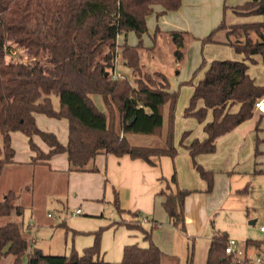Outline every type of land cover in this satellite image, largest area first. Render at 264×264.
<instances>
[{
    "label": "trees",
    "instance_id": "obj_1",
    "mask_svg": "<svg viewBox=\"0 0 264 264\" xmlns=\"http://www.w3.org/2000/svg\"><path fill=\"white\" fill-rule=\"evenodd\" d=\"M182 3L183 0H0V176L13 159L11 132L18 130L30 137L31 147L37 153L34 163L47 161L59 153H67L76 170H87L100 153L128 154L152 164L154 156L174 159L178 154L174 138L178 93L170 89L166 75L154 70L142 72V77L134 79L126 72L114 78L113 71L120 52L123 57L120 68L141 72L146 66L142 63L141 51L145 48L142 37L148 31V17L157 6L163 8L160 13L163 14L178 11ZM243 8L264 16V0H253ZM227 28L229 37L238 31L239 36L245 37L244 41L241 38L229 41L238 53H244L248 59L260 54L264 60V21L231 27L223 22L205 39L212 41L217 30ZM131 31L139 38L137 45L127 41L117 43L119 35ZM251 32L257 34L256 39ZM161 35L157 27L154 45L146 48L149 55L156 51ZM169 36L176 45V60H183L189 32L173 31ZM13 45L24 49L33 60L8 59V50ZM248 68L246 60H214L195 86L185 109L186 117H196L201 123L205 122L208 111H213V120L204 125L208 134L205 140L195 139L186 146L184 140L189 134L186 132L181 142L207 181L208 192L213 190L215 173L198 164L196 156L214 153L218 138L252 118L257 101L264 98V85L256 84ZM151 73L161 80L152 79ZM96 95L101 96L104 109L96 102ZM201 100L204 104L198 107ZM236 104L240 108L232 112L231 107ZM166 106L169 120L164 130ZM117 112L123 135L110 120ZM36 113L67 118L70 122L68 144H62L55 133L41 130ZM134 133L164 136V144L159 147L133 145L128 135ZM34 135H39L51 147L50 152L45 153L36 145ZM172 182L178 183L176 172ZM191 192L177 187L176 192L167 194L164 203L170 222L184 234H187L185 200ZM17 197L11 190L0 200V218L23 214L24 208L17 203ZM118 201L116 197L119 208ZM128 226L136 228L129 223ZM153 229L142 228L149 246L126 245L122 261L112 263L95 258L100 253L102 229L97 233L95 244L83 254L73 249L70 255H52L39 250L30 253V242L21 226L14 221H0V261L12 255L11 264H179L178 257L166 254L153 242ZM228 240L227 233L216 231L207 264H232L225 252ZM250 245L260 248L262 242L249 240L247 246ZM192 260L193 251L188 264Z\"/></svg>",
    "mask_w": 264,
    "mask_h": 264
},
{
    "label": "crops",
    "instance_id": "obj_2",
    "mask_svg": "<svg viewBox=\"0 0 264 264\" xmlns=\"http://www.w3.org/2000/svg\"><path fill=\"white\" fill-rule=\"evenodd\" d=\"M252 1L183 0L178 11L160 14L163 8L155 7L148 22L156 16L162 36L168 39L173 31H190L195 37L203 38L222 23L223 18L227 27L263 22V15L243 8ZM228 32L229 28L216 33L212 44L217 40L228 44V47L223 50L215 47V55L223 51V57L246 60L248 73L254 78L258 75L257 69L264 68L262 55L256 54L248 59L244 53H238L229 44L230 39H234L233 35L228 36ZM123 35L118 36L119 44L125 41ZM213 59L215 56H210V60ZM254 80L256 84L263 85L264 75L260 83L256 78ZM194 90L195 87L193 93ZM95 100L104 109L101 96L96 95ZM203 104L202 100L199 101L198 107ZM55 105H59L57 98ZM239 108L240 104L233 105L231 111L236 112ZM213 117L210 109L205 122H199L197 128L188 134L184 145H190L195 139L205 140L208 134L204 125L212 121ZM35 118L41 130L55 133L62 144H68L70 122L67 118H53L41 113H36ZM259 136L263 142L256 147ZM157 137L164 144V136ZM33 141L43 152H50L51 147L39 135H34ZM11 146L14 156L1 173L0 185L8 178L10 181L0 200L11 190L16 192L17 199L25 192L30 197L32 214L25 221L24 209L22 215L12 214L0 218V221H14L21 226L22 232L31 242L30 253L40 250L45 254L70 255L75 249L83 254L86 248L95 244L97 233L102 229L100 253L95 258L119 263L123 259L126 245L149 246L142 228L150 231L153 227V242L166 254L178 257L180 264H188L192 251V264H207L216 231L227 233L229 239H236L250 253L264 251V232L258 228L259 222L260 227L264 225V193L261 208L253 212L254 216H251L250 207L243 201L241 193L243 185L251 182V177L255 181H264L263 113L256 111L252 118L219 137L214 153L196 156L198 164L215 172L211 192L207 191L208 183L196 169L186 146H179L178 155L174 159L154 156L153 164L128 154L118 156L100 153L90 162L87 170L73 169L67 153L55 154L47 161L34 163L33 158L37 153L31 147L30 137L19 130L11 132ZM256 149H261L258 156ZM175 172L177 184L172 182ZM15 180L20 182L15 183ZM44 187H50L46 200H55L58 204L60 214L56 221L44 217V205L38 203L41 197L39 190ZM177 187L192 191L185 200L187 234L170 222L164 206L167 194L176 192ZM116 197L119 208L115 204ZM78 209L80 213H77ZM141 216L148 220L140 221ZM128 223L136 225V228H130ZM59 230H63L64 235ZM249 240L260 241L262 245L260 248L247 246Z\"/></svg>",
    "mask_w": 264,
    "mask_h": 264
},
{
    "label": "rangeland",
    "instance_id": "obj_3",
    "mask_svg": "<svg viewBox=\"0 0 264 264\" xmlns=\"http://www.w3.org/2000/svg\"><path fill=\"white\" fill-rule=\"evenodd\" d=\"M155 17L156 16H154L153 19L150 20V22L147 21L148 31L142 37V42L145 48H143L141 51V55H142L141 59H142V63L145 64L147 67L145 66L143 69H141V72L139 73L131 69L127 70V69L120 68L121 67L120 64L123 62V57L121 56L120 52L118 54V57H117L118 59L116 60V62H117V67H119L118 71L122 73L126 72L130 79H134L135 77H142V72H145V71L152 72L155 70V71H160L166 75L168 82L170 84V89L178 93V102H177L176 109H175V120H174V138H175V143H176V146L179 152V146H182L181 142H182L184 133L186 132L190 133L191 131H193V129L195 130V127L197 128V126L200 124L199 123L200 121L196 117H186L184 114L185 109L190 104V101L193 95V87L199 84L200 80L204 78L205 73L207 72L209 66L214 60L229 59V58L223 57L224 56L223 51H221L220 55H215L216 51L213 50L215 49V47L216 49L220 48V50L225 49L224 47H228V44H225L221 41H217L216 39H215L216 43L212 44L214 43V38H215L216 33L224 29L217 30L213 35L212 41H208L205 39L212 33V31L217 29L223 22L226 23V21H225V18H223L222 23H220L218 26L212 29L210 33L204 36L203 38H197L189 31L190 36L187 37L185 41L184 58L181 61H177L175 58V54H174L176 50V45L173 43V41L170 38L168 39L167 37L162 36V35L158 37V40H157L158 45H157L156 51H154L151 55H149L146 48H151L154 45L153 36H154L156 28L158 27ZM263 32H264V29H263ZM238 33L239 31L233 34V39L236 40V39L241 38L242 39L241 41H244L245 37L239 36ZM251 36L254 39L257 38V34L254 32H251ZM123 38L125 41H127L131 45H137L139 43V38L137 34L133 31L128 32L127 34H124ZM117 43L119 44L118 38H117ZM7 55H8V59H12L15 61L23 60L25 62H29L33 60V59H29L27 57V53L25 52V50L17 45L15 46L13 45L10 48V50H8ZM210 56H215V59L210 60ZM257 72H258V75H256L254 78H256V81L260 83L262 81V76L264 75V68L257 69ZM151 78L157 81L161 80V78H159L158 76H155L152 73H151ZM164 115H165L166 122H167L164 128L165 130L167 129L168 120H169L168 106L164 108ZM110 120H111V123L116 125L117 131L121 135H123L121 126H120V123H121L120 116L118 112L115 113L113 117L110 116ZM128 136H129L128 139H130V142L136 145H140V146H159L163 144L162 143L163 141L160 139V137H157L151 134L134 133V134H129ZM262 142L263 141L261 140L259 136L256 147H258L259 144ZM260 150L261 149H259V151ZM259 151L258 149H256L257 156L259 155ZM253 164L255 167L256 165L255 161ZM7 180L0 185V199L3 197V193L7 188V184H9L10 180L8 181ZM14 182L16 183L20 181L15 180ZM243 186H244L243 192H241L243 195L242 197L243 201L249 205L250 211L252 212L251 216H254L253 212L259 211L261 208V199L264 193V181L263 180L255 181L253 180V177H251V182L246 183ZM48 190L50 191V187H44L41 190H39L41 197L38 198V203L44 205V207L42 206L43 213L45 215L44 217H46L50 221H56L58 220V215L60 214L59 209H58V204L55 200L53 202H51V200H46ZM17 203L22 205L23 208L25 209L24 219L25 221H27L30 215L32 214L30 210V197L24 192L21 194V197L17 199ZM258 224H259L258 228H260V222ZM62 231L63 230H59V233L64 235ZM25 234L27 235V233ZM38 235H37V238H39ZM38 241L40 243L42 242L40 238ZM12 258H13L12 255H10L8 258L3 257L0 261V264H11ZM27 260L28 259L26 256L25 261ZM178 260L180 264V259L178 258Z\"/></svg>",
    "mask_w": 264,
    "mask_h": 264
},
{
    "label": "built area",
    "instance_id": "obj_4",
    "mask_svg": "<svg viewBox=\"0 0 264 264\" xmlns=\"http://www.w3.org/2000/svg\"><path fill=\"white\" fill-rule=\"evenodd\" d=\"M118 59V58H117ZM123 73L118 71L117 62L113 71V77L117 78L122 76ZM256 111L264 114V98L257 101L255 106ZM81 210L78 209L77 213ZM147 217H140V221L146 222ZM261 231L264 232V225L260 227ZM225 252L232 259V264H264V251L258 253H250L234 238H230L225 247Z\"/></svg>",
    "mask_w": 264,
    "mask_h": 264
},
{
    "label": "water",
    "instance_id": "obj_5",
    "mask_svg": "<svg viewBox=\"0 0 264 264\" xmlns=\"http://www.w3.org/2000/svg\"><path fill=\"white\" fill-rule=\"evenodd\" d=\"M41 251L39 250V253H40Z\"/></svg>",
    "mask_w": 264,
    "mask_h": 264
}]
</instances>
